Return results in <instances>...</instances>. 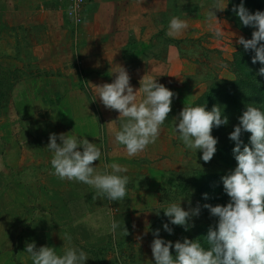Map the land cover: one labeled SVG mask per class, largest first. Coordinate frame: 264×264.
Returning a JSON list of instances; mask_svg holds the SVG:
<instances>
[{
    "label": "rangeland",
    "instance_id": "1",
    "mask_svg": "<svg viewBox=\"0 0 264 264\" xmlns=\"http://www.w3.org/2000/svg\"><path fill=\"white\" fill-rule=\"evenodd\" d=\"M157 2V23H151L157 32L118 40L119 50L108 62L100 52L112 46L105 45L108 34L83 39L96 2L81 0L73 11L72 0H50L44 13L37 0H0V264H32L24 253L32 242L62 254L65 234L72 246L88 254L85 264H154L150 244L156 229L173 243L197 239L208 247L206 236L217 218L203 205L229 200L221 179L236 166L235 142L228 136L248 104L264 109V76L257 74L264 65L253 64L254 52L236 43L240 36L251 39L255 30L244 26L233 10L241 0H229L224 10L213 9L219 24L207 18L214 0ZM243 5L249 13L264 11V0H243ZM138 7L147 9L146 0ZM173 16L185 20L188 28L170 36ZM213 26H223L222 39L214 37ZM93 46L98 47L96 54ZM115 64L126 68L134 91L143 75H151L175 93L156 143L134 157L112 135L119 113L94 95L93 85L115 78ZM185 104L204 105L206 110L218 105L228 118L227 125L212 129L217 151L207 163L173 134V118ZM53 133L97 143L102 156L93 166L98 170L113 162L125 167L130 183L124 200L108 201L86 184L53 175L46 149ZM249 136L242 133L243 144H249ZM181 197L182 208L199 206L200 213L192 217L188 231L169 225V235L162 228L167 222L163 210L159 215L153 211ZM113 218L128 235L109 232Z\"/></svg>",
    "mask_w": 264,
    "mask_h": 264
},
{
    "label": "clouds",
    "instance_id": "2",
    "mask_svg": "<svg viewBox=\"0 0 264 264\" xmlns=\"http://www.w3.org/2000/svg\"><path fill=\"white\" fill-rule=\"evenodd\" d=\"M228 3L229 0L224 4L214 0L207 12L208 20L219 24L213 9L224 10ZM233 10L244 26L255 29L251 39L240 36L236 43L245 51L254 52L253 64L259 61L264 65V11L249 13L243 0ZM222 27H212L215 38H223L225 31ZM187 28L185 20L173 16L169 20L168 35L179 34ZM115 65L112 71L115 78L111 83L92 84L94 95L106 108L119 113V127L112 130V135L118 145L124 146L126 154L134 157L156 143L161 126L171 111L175 93L159 83L157 77L143 75L139 81L141 99L138 102V90L134 91L130 84L126 68ZM257 74L264 76V67ZM227 124L228 118L218 105L206 110L204 105L185 104L173 118L172 131L186 149L195 154L199 151L200 159L207 163L217 151L218 139L211 134L212 129ZM244 132L250 133L249 144H243L241 140ZM228 138L235 142L232 152L236 166L221 178L228 202L225 205H203L211 216L217 218L215 228L210 227L206 236L208 247L202 246L197 239L183 238L182 242L173 243L160 237V229H156L150 244L154 264H264V109L248 104ZM46 149L51 153L52 174L59 179L86 184L96 190L98 197L111 202L126 197L130 178L124 174L127 172L125 167L116 162L105 165L102 170L93 166V162L102 156L97 143L90 142L85 136L53 133L49 135ZM183 198L153 211L159 215L163 210L167 222L162 223V228L169 235L173 232L169 225L181 226L188 231L192 217L200 213L199 206L188 210L182 208ZM203 198L207 199V194H203ZM108 230L114 237L118 230H122L124 236L128 235L124 225L121 229L114 218ZM64 241L67 246L62 254L49 246L37 248L35 242L28 243L24 253L32 264H85L88 254L72 246L70 235L65 234Z\"/></svg>",
    "mask_w": 264,
    "mask_h": 264
},
{
    "label": "crops",
    "instance_id": "3",
    "mask_svg": "<svg viewBox=\"0 0 264 264\" xmlns=\"http://www.w3.org/2000/svg\"><path fill=\"white\" fill-rule=\"evenodd\" d=\"M55 1V0H54ZM96 8L92 11L91 15V29L88 34L84 35V40L88 38L95 39L97 37H103L108 34L109 42L105 45H112L111 47L101 48L102 55H105L110 62L109 56L111 54L117 53L120 47V41L127 40L128 37L138 36L147 38L155 34L157 30L151 27V23H157L154 21V14L156 13V7L158 5L157 0H146L148 5L147 9L140 10L138 5L142 0H92ZM39 7L42 11L49 5L50 0H37ZM47 17V15L45 16ZM124 23V26H121V23ZM139 22L138 26H135L134 23ZM146 23V24H145ZM104 29V30H102ZM136 30V33H134ZM94 31V33H93ZM142 33V36L140 34ZM145 33V34H143ZM94 48V54L99 51ZM100 49V48H99Z\"/></svg>",
    "mask_w": 264,
    "mask_h": 264
},
{
    "label": "built area",
    "instance_id": "4",
    "mask_svg": "<svg viewBox=\"0 0 264 264\" xmlns=\"http://www.w3.org/2000/svg\"><path fill=\"white\" fill-rule=\"evenodd\" d=\"M72 1L74 2V3H73V5H74L73 11H74L75 9L77 10V9H78L77 7L80 5L79 2H80L81 0H72ZM73 11H72V12H73ZM72 12H70V14H72Z\"/></svg>",
    "mask_w": 264,
    "mask_h": 264
}]
</instances>
